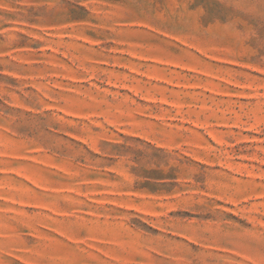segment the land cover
Returning a JSON list of instances; mask_svg holds the SVG:
<instances>
[{"label": "rangeland", "instance_id": "rangeland-1", "mask_svg": "<svg viewBox=\"0 0 264 264\" xmlns=\"http://www.w3.org/2000/svg\"><path fill=\"white\" fill-rule=\"evenodd\" d=\"M0 264H264V0H0Z\"/></svg>", "mask_w": 264, "mask_h": 264}]
</instances>
